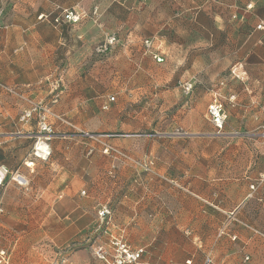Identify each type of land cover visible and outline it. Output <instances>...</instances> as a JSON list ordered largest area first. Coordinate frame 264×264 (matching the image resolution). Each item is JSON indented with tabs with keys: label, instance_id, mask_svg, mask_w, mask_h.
<instances>
[{
	"label": "crops",
	"instance_id": "0c3cea01",
	"mask_svg": "<svg viewBox=\"0 0 264 264\" xmlns=\"http://www.w3.org/2000/svg\"><path fill=\"white\" fill-rule=\"evenodd\" d=\"M259 23L264 0H0V250L10 263L105 264L91 250L109 249L96 221L108 206L109 230L143 249L138 264L208 254L264 264ZM213 99L220 129L207 115ZM27 100L61 118L49 115L51 132L36 115L20 119ZM104 143L141 165L103 154Z\"/></svg>",
	"mask_w": 264,
	"mask_h": 264
},
{
	"label": "built area",
	"instance_id": "2783aa9c",
	"mask_svg": "<svg viewBox=\"0 0 264 264\" xmlns=\"http://www.w3.org/2000/svg\"><path fill=\"white\" fill-rule=\"evenodd\" d=\"M81 14V13H80ZM80 14H73L72 12H65V19L75 23L78 22L80 19ZM257 29H262L264 30V24L259 23L256 25ZM113 39L110 41L112 42ZM145 45L148 47L149 41H145ZM155 59L160 62L162 59L161 58H156ZM4 87L7 91L21 97V94L17 92L13 88H9L6 86ZM191 89L190 84H184L183 90L185 92H189ZM109 100H113V97H110ZM29 103H31V107L28 108L23 112L21 115L20 119L25 121L28 118H30L32 115H36V121H37V129L40 132H51L52 128L49 123L48 117L49 115L54 116L55 118L61 119L58 116L53 115L49 108L46 106L34 104L32 101L27 100ZM103 108L105 109L106 106L104 105ZM207 115L210 118L211 122L217 127L218 129L222 128V123H223V104L219 102L217 99H213L212 102L208 105L207 107ZM261 135H262V140L264 142V126L261 128ZM83 135L86 136L87 138H95V135L92 133H89L87 131L83 132ZM36 147V146H35ZM39 149V147H36ZM37 152L34 151V154ZM102 153L109 155L113 159H122L125 161H129L135 165H141L137 160L133 159L129 154L124 152L123 150L119 149L116 146H113L108 143L103 144L102 148ZM145 169L148 170L149 166L151 165L150 161L144 162L142 164ZM18 185H24V180L19 176V175H11V177ZM6 179V172L2 169H0V189L3 187ZM253 188V187H251ZM83 193V192H82ZM2 209L0 208V212ZM97 226L99 228H103L104 226V232L108 236V246L109 249L106 250L102 246H95L91 250L93 256L96 258L103 260L105 264H138L140 257L143 253L142 248H136L133 249L129 246V244L126 242L124 239L122 233H114L111 230H109V225L112 221V210L108 206H101L100 209L97 211ZM244 260H248V256L244 257ZM0 264H11L9 260V255L5 250H0ZM201 264H216V262L213 260L211 255H206L201 262Z\"/></svg>",
	"mask_w": 264,
	"mask_h": 264
},
{
	"label": "rangeland",
	"instance_id": "374dc122",
	"mask_svg": "<svg viewBox=\"0 0 264 264\" xmlns=\"http://www.w3.org/2000/svg\"><path fill=\"white\" fill-rule=\"evenodd\" d=\"M50 125H51V124H50ZM51 128H52V126H51ZM89 133H92V132H89ZM92 134L95 135V138H93V139L88 138V139L91 140V141H93V142H95V143H98V142H97V134H98V133H92ZM101 151H102V149H101ZM108 156H109V155H108Z\"/></svg>",
	"mask_w": 264,
	"mask_h": 264
},
{
	"label": "trees",
	"instance_id": "16d2710c",
	"mask_svg": "<svg viewBox=\"0 0 264 264\" xmlns=\"http://www.w3.org/2000/svg\"><path fill=\"white\" fill-rule=\"evenodd\" d=\"M64 15H65V12H63V14L60 15V17L58 19H60V20H61V18L65 19V16ZM58 19H56V20H58ZM245 261H247V260H245Z\"/></svg>",
	"mask_w": 264,
	"mask_h": 264
}]
</instances>
